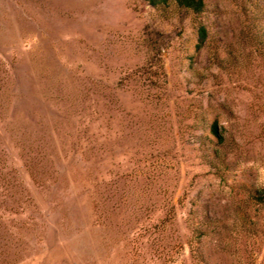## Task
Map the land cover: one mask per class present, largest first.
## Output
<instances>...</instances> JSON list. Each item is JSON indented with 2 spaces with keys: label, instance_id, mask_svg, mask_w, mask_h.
I'll list each match as a JSON object with an SVG mask.
<instances>
[{
  "label": "rangeland",
  "instance_id": "rangeland-1",
  "mask_svg": "<svg viewBox=\"0 0 264 264\" xmlns=\"http://www.w3.org/2000/svg\"><path fill=\"white\" fill-rule=\"evenodd\" d=\"M256 25L264 0H0V264H264Z\"/></svg>",
  "mask_w": 264,
  "mask_h": 264
},
{
  "label": "trees",
  "instance_id": "trees-1",
  "mask_svg": "<svg viewBox=\"0 0 264 264\" xmlns=\"http://www.w3.org/2000/svg\"><path fill=\"white\" fill-rule=\"evenodd\" d=\"M152 6H154L155 8H159V7H164L168 4H170V2H174L175 4L185 7L189 10H191L192 12H201L204 10L205 8V0H147ZM253 24H256L255 22H253ZM258 25V24H257ZM254 27V31L252 32V36L251 38H255L258 41V37L260 36H264V29L259 28L258 26ZM197 31H198V39L201 42H203V40L206 37V27L203 23H199L198 27H197ZM264 38L260 37L259 41H263ZM209 132L215 136L216 138H218L219 140H222V134L219 132L218 130V126H217V120L213 119L210 124H209ZM254 195L255 197H257L259 200H264V186L263 187H259L255 189ZM241 217V216H240ZM242 222V228L249 230V228H244L246 226L244 224L245 218L241 217ZM207 225V223L205 221H194L193 222V228L198 229L201 233H205V226ZM192 254L193 256L196 258V263L197 264H209L208 260L206 259V257L204 256V253L201 249V247L199 246V244H196L194 248H192Z\"/></svg>",
  "mask_w": 264,
  "mask_h": 264
}]
</instances>
